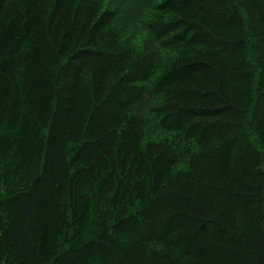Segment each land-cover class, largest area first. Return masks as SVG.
<instances>
[{
    "label": "trees",
    "instance_id": "16d2710c",
    "mask_svg": "<svg viewBox=\"0 0 264 264\" xmlns=\"http://www.w3.org/2000/svg\"><path fill=\"white\" fill-rule=\"evenodd\" d=\"M0 264H264V0H0Z\"/></svg>",
    "mask_w": 264,
    "mask_h": 264
}]
</instances>
